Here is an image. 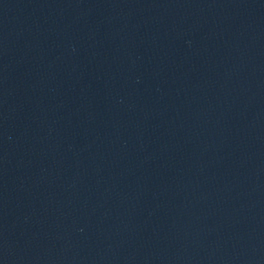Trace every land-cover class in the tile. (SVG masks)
Wrapping results in <instances>:
<instances>
[{
  "label": "water",
  "instance_id": "1",
  "mask_svg": "<svg viewBox=\"0 0 264 264\" xmlns=\"http://www.w3.org/2000/svg\"><path fill=\"white\" fill-rule=\"evenodd\" d=\"M0 264H264V0H0Z\"/></svg>",
  "mask_w": 264,
  "mask_h": 264
}]
</instances>
